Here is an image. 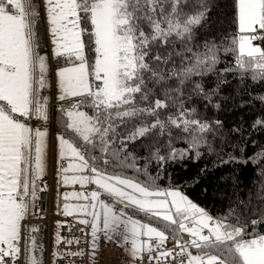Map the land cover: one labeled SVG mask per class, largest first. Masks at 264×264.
Listing matches in <instances>:
<instances>
[{
    "label": "snow or ice",
    "instance_id": "6c2138e0",
    "mask_svg": "<svg viewBox=\"0 0 264 264\" xmlns=\"http://www.w3.org/2000/svg\"><path fill=\"white\" fill-rule=\"evenodd\" d=\"M214 6L213 0H0V264H17L22 239L26 252L37 247L32 234L38 229L22 237V221L37 199L36 183L46 168L49 101L42 90L48 87V57L41 53L49 42L52 54L67 65L56 71L59 100L79 98L59 110V159L69 162L58 174L64 185L95 186L87 194H71L89 201L80 211L91 219L80 223L90 225L93 250L102 233L105 239L120 236L130 243L133 259L156 251L149 260L264 264V234L248 233L247 220L239 215L231 219L232 212L213 217L178 188H162L155 178L141 181L123 172L134 168L148 175L128 151L141 138L148 140L149 158L158 168L184 160L190 151L199 158L208 134L222 122L198 118L185 102L196 95L211 103L214 93L193 77L213 71L221 51L233 57L232 67L224 71L264 82V47L256 43H264V0H232L236 32L219 40L201 37L200 44L197 30ZM257 126L264 127V120H256ZM176 139H188V148L173 147ZM221 163L260 166L264 151L243 159L230 156ZM130 207L158 221L159 227L128 216L124 209ZM256 211L259 219L252 226L264 224V207L258 205ZM63 214H72L68 204ZM168 233L178 251L159 250ZM56 240L60 242L59 233ZM26 264L42 260L29 254Z\"/></svg>",
    "mask_w": 264,
    "mask_h": 264
},
{
    "label": "trees",
    "instance_id": "16d2710c",
    "mask_svg": "<svg viewBox=\"0 0 264 264\" xmlns=\"http://www.w3.org/2000/svg\"><path fill=\"white\" fill-rule=\"evenodd\" d=\"M213 2L217 6L212 8L207 21L197 30L200 44L204 42L201 37L219 40L229 32L235 33L237 30L236 24L232 23V0ZM179 50L178 48L177 51ZM219 55L220 62L213 71L203 77H193L202 84L206 92L214 93L210 97L211 103L196 95L185 102L187 107L196 109L198 118L207 119L209 122H222V127L214 134H208L209 143L201 146L199 158L195 156V152L190 151L184 160L167 163L163 168H158L155 160L149 158L146 147L148 140L141 138L135 144H129L128 151L136 158V167L146 168L148 175L137 173L134 168H125L123 172L141 181L155 178L162 188L176 187L209 214L222 217L232 212L231 219L234 220L239 215L242 220L248 221V233L264 234V224L251 225L252 220L259 219L257 206L264 207L260 205L264 182L261 168L264 164L258 166L252 163H221V160H228L230 156L243 159L264 151V127H253L256 120H264V101L259 99L264 97V82H254L249 77L241 79L238 72L224 71L225 68L232 67L233 57L222 51ZM61 59L64 61L62 57ZM60 109L56 106L54 110V130L57 132L63 130L59 120ZM173 135H177L175 129ZM182 135L188 136L187 133ZM163 140L166 137H162ZM173 147L188 148V139L174 140ZM160 151L161 154H166L167 150L161 146ZM136 215L140 220L159 227L158 221L148 220L139 210H136ZM43 233L44 229L41 228L37 241L42 240ZM251 235L245 238H251ZM191 250L197 253V250Z\"/></svg>",
    "mask_w": 264,
    "mask_h": 264
},
{
    "label": "built area",
    "instance_id": "2783aa9c",
    "mask_svg": "<svg viewBox=\"0 0 264 264\" xmlns=\"http://www.w3.org/2000/svg\"><path fill=\"white\" fill-rule=\"evenodd\" d=\"M261 47L264 43L257 41ZM46 189V190H45ZM33 214L28 212L25 220L22 221V232L28 225L32 228L39 229L44 227L45 235L48 237L50 219L52 216L56 217V230L59 233L60 242L55 245V253L53 256V264H87V251H88V226L80 223L74 215H64L62 213H54L50 205V178L48 177L45 185L41 186L37 192V199L34 201L32 208ZM214 217V216H213ZM58 223L60 226H58ZM207 233V230H205ZM184 241L189 239L187 233L182 234ZM73 241L70 245L66 241ZM76 241H79L77 243ZM178 251L175 248V241L170 237L165 244L159 249ZM82 252L83 255H68V253ZM104 256L110 253L109 261L107 264H180L179 258L167 260L161 259L159 261L152 259L149 260L148 256L155 257L156 251L152 253H143V259H133L130 255V246L127 243L117 241L114 239L104 240ZM18 264V263H17ZM19 264H22V255L19 259Z\"/></svg>",
    "mask_w": 264,
    "mask_h": 264
},
{
    "label": "rangeland",
    "instance_id": "374dc122",
    "mask_svg": "<svg viewBox=\"0 0 264 264\" xmlns=\"http://www.w3.org/2000/svg\"><path fill=\"white\" fill-rule=\"evenodd\" d=\"M42 55H46L48 57L47 63H48V72L46 75V83L48 87H46L44 90H42V95L46 96L48 98V109H49V121L47 124V132H48V137H47V153H46V174L45 176L47 177L48 173V165H49V159H50V152L53 149V152L56 153L55 151L58 149V135L59 133L54 130V110L55 107L58 105L55 100L59 97V89H58V78L56 76V71L60 67H65L67 66L65 61H63L61 58H57L52 54V46L49 42L47 49L41 53ZM77 99V98H75ZM54 105L51 103H53ZM105 199L107 203H112V200L107 197H102ZM89 203V201H88ZM117 209H119L121 206L116 205ZM52 208V207H51ZM53 210V208H52ZM136 210H138L135 207H130L127 209H124L125 213L132 217L133 219L139 220L142 223H147L142 220H140L137 215H136ZM82 219H91V217L85 215L83 216ZM87 225V224H86ZM151 226H154L150 224ZM90 229L88 232V251H87V264H100L103 260V249H104V236L102 233L98 234L99 239L97 240V247L95 250H93L91 246V228L90 225H87ZM29 229H31L30 225L29 228H27L25 231L22 232V237L28 236ZM41 229H39L37 232L33 233L32 235L35 237L37 241V235L38 232H40ZM44 235V233H43ZM56 236H57V230H56V218L54 216L51 217L50 219V225H49V233L48 237H42V240L37 241V247L35 248L36 252L28 253L25 251V242L22 239L21 240V249H22V264H26V257L31 254L34 255L38 260H42V263L44 261L46 264H53V256H54V250H55V244H56ZM45 239V240H44ZM115 240H119L123 242L122 237L120 236H114ZM130 246V243H127ZM45 250V252H44ZM191 251V250H190ZM192 252V251H191ZM193 255L197 254L195 252H192ZM19 264V261L17 262Z\"/></svg>",
    "mask_w": 264,
    "mask_h": 264
},
{
    "label": "crops",
    "instance_id": "0c3cea01",
    "mask_svg": "<svg viewBox=\"0 0 264 264\" xmlns=\"http://www.w3.org/2000/svg\"><path fill=\"white\" fill-rule=\"evenodd\" d=\"M72 99H75V98H72ZM67 101H70V100L61 101V100H59V98H57L55 100V102H57V103H62V102H67ZM58 133H60V132H58ZM55 152L56 153L53 152V149L50 152L47 177L45 176V174L47 172L46 168H45L44 175L39 180H37L36 195H37L38 188L40 186L45 185V182L48 179V176L50 174V205L53 208V210H52V208H51V210L54 213H62L63 214L64 205L68 204L69 209L72 212V215H74L78 220H81V218H83V216H85V214L80 211V206L88 203V201H85L82 198H76V197L72 196L71 194L72 193H81V192L87 194L88 192L93 190L95 186L86 185V186L82 187L79 184H71V183L68 185H64L61 181V176L58 174V169L62 166L66 167L67 163L69 161L59 159V148ZM73 174H74L73 172L68 173L69 176H71ZM85 174H87V173H85ZM65 193L69 194L68 199H65ZM89 231H90V229H89ZM142 239H146V238L142 237ZM109 257H110V253L106 254L105 256L103 253V260L100 264H107L109 261Z\"/></svg>",
    "mask_w": 264,
    "mask_h": 264
},
{
    "label": "water",
    "instance_id": "95a60500",
    "mask_svg": "<svg viewBox=\"0 0 264 264\" xmlns=\"http://www.w3.org/2000/svg\"><path fill=\"white\" fill-rule=\"evenodd\" d=\"M75 100H77V99H72V100L67 101V102L59 103V104H58V107H59V108L67 107V106H69L71 103H73Z\"/></svg>",
    "mask_w": 264,
    "mask_h": 264
}]
</instances>
